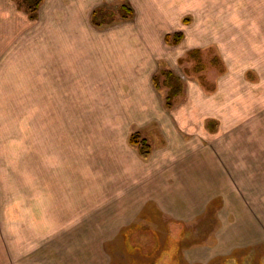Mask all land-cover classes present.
Instances as JSON below:
<instances>
[{
    "label": "rangeland",
    "instance_id": "rangeland-1",
    "mask_svg": "<svg viewBox=\"0 0 264 264\" xmlns=\"http://www.w3.org/2000/svg\"><path fill=\"white\" fill-rule=\"evenodd\" d=\"M5 1L39 29L16 19L18 44L46 39L51 16L66 40L89 13L74 61L115 73L84 95L58 92L57 111L0 84V264H264V0ZM132 135L189 148L169 159L175 191L143 194L137 172L141 191L117 207V153L134 151ZM197 154L201 170H175Z\"/></svg>",
    "mask_w": 264,
    "mask_h": 264
},
{
    "label": "crops",
    "instance_id": "crops-1",
    "mask_svg": "<svg viewBox=\"0 0 264 264\" xmlns=\"http://www.w3.org/2000/svg\"><path fill=\"white\" fill-rule=\"evenodd\" d=\"M83 3H74L72 5L73 13L76 9L79 15H84V11H86L88 7L83 6ZM3 4L2 6H5V8L0 6V55L3 56V59L5 58V60L0 64V84H4L5 80L6 82L8 81V84H6L8 87L5 89L11 91L10 93L13 96H34L36 102L34 103L33 111H57V105H55L54 108L52 107L51 97L56 96L58 92H60L63 96H72L74 95L73 90L77 88L78 90H81L77 94L84 95V86H88L87 88H89L90 80L96 79L98 81H104L107 78L106 71H108V74L115 73V68L110 69V71L109 69L105 70L103 65L106 63L99 57L93 58L92 61L90 57H86V59L83 57H77V60L74 61L72 56V54H75L74 47L75 49L84 48L86 42L83 37L79 39L76 35L75 38L74 33L78 32V30H81L82 32L85 28L89 27V13L87 27L81 22H74V20H72L73 23L71 24L74 25V23H76L78 26H71L69 30L66 31V33H68L67 36H65L67 38H65L66 40H62V34L58 31L55 23L56 20L54 16L53 18L51 16L48 26L49 32L46 39L41 40V36L39 35L37 40L26 41L18 44L17 42L20 40H17L16 38L20 36L21 29L19 26H15L16 19H20L21 17V20L24 23L29 22L28 25L33 26L32 28L35 32L38 29H35L36 21L30 22L31 20L27 19L28 17L25 18L26 16H23L25 14L19 13L20 11L17 8L11 9L7 7L6 9V6H9L8 1H5ZM39 18H42L41 15H39L38 19ZM40 20L41 19H39V21ZM28 25L24 24V26ZM38 27L40 28V26ZM30 34L34 36V32H32V30H30ZM15 41L17 42L14 43ZM82 53L88 54L89 56V52ZM114 77L115 76L113 75L108 79ZM75 81H77L76 87H74ZM42 97H50L49 103L45 104L44 109L41 105H38L40 102L42 104ZM15 105H22L21 110H26L24 99L21 103L18 102ZM161 136L166 143H161L160 148L158 149L155 147L153 142L148 143L151 146V151L147 157L139 155L137 149L135 150L136 147L131 145H129L130 150L133 149L134 151L125 152L123 154L117 153V176L113 175L117 182V196L114 197L116 199H113L114 202L117 200V207L123 206V202L127 200V198L133 197V199H135V193L137 191H141L140 189L135 191V187H139L138 177L136 176L137 172H140L141 176L145 178L146 190H142V192L144 191L143 194L149 191L150 185H162L165 190L169 188L172 191L176 190V188L171 187L169 183L171 178H169L168 175H170L171 172L173 176L176 174L173 169L171 172L168 169L169 159L178 157L180 154H184L185 152H183V150L185 151L189 148V143H179V145L177 143L176 145L175 142L170 140L168 141L164 135ZM201 167V158L200 155L197 154L188 157L174 168L176 171L179 169L185 171L186 169L190 170L192 168L194 170L196 168L201 170ZM163 168L166 169L165 173L167 175L165 176V182H161L160 184L158 181H154L151 178L153 177V172L157 170L156 174H160L161 169ZM188 174H190V172H188ZM113 179H111V182L114 184L115 181ZM195 184L197 186L198 183L195 182ZM199 185V188L197 187L198 190L195 188V191H200ZM133 193L135 195L130 196ZM147 199H149V197H147L146 200ZM115 204L116 203H110L108 204V207H116ZM258 223L260 224V222ZM262 231L264 232V229Z\"/></svg>",
    "mask_w": 264,
    "mask_h": 264
},
{
    "label": "trees",
    "instance_id": "trees-1",
    "mask_svg": "<svg viewBox=\"0 0 264 264\" xmlns=\"http://www.w3.org/2000/svg\"><path fill=\"white\" fill-rule=\"evenodd\" d=\"M128 14H130V13L128 12ZM32 16L34 17V14ZM123 18H126V16H124ZM182 37H183L182 33L177 32L173 35V37L166 35L164 40H165V42H168L171 38L172 39L171 42L176 45V44H179V42L182 40ZM129 144L133 147L138 148L140 151V155L142 157H147L150 153V146L148 143H146V141L144 139L139 141L137 136L132 135V137L130 138Z\"/></svg>",
    "mask_w": 264,
    "mask_h": 264
}]
</instances>
